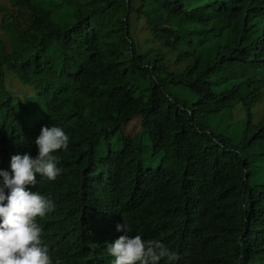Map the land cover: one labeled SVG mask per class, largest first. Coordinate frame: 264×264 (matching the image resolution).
<instances>
[{"label": "trees", "instance_id": "obj_1", "mask_svg": "<svg viewBox=\"0 0 264 264\" xmlns=\"http://www.w3.org/2000/svg\"><path fill=\"white\" fill-rule=\"evenodd\" d=\"M85 1L10 0L1 20L0 169L12 155L36 156L42 126L69 136L55 152L60 175L37 174L28 186L55 203L37 217L53 261L110 264L107 243L125 234L116 230L125 222L128 235L177 254L160 264H264V183L256 202L243 179L252 159L241 163L206 133L232 130L214 109L225 94L218 75L238 61L223 55L226 46L255 20L226 19L202 0ZM7 73L21 96L4 89ZM244 135L241 127L228 140ZM242 143L227 147L243 151Z\"/></svg>", "mask_w": 264, "mask_h": 264}, {"label": "clouds", "instance_id": "obj_2", "mask_svg": "<svg viewBox=\"0 0 264 264\" xmlns=\"http://www.w3.org/2000/svg\"><path fill=\"white\" fill-rule=\"evenodd\" d=\"M202 1L211 10L217 9L226 19L255 20L250 29L241 32L226 46L223 55L236 53L238 61L218 75L225 94L218 96L214 109L225 110L232 130L223 135L206 133L224 153L238 155L241 163L244 156L252 159L249 169L243 170V179L250 183L246 187L251 190L253 200L259 202L263 196L256 187L264 183V175L261 173L255 184L251 179L253 169L260 167L264 170V0ZM175 2L178 7L186 5L184 0ZM201 14L213 21L212 16ZM2 39H6V32ZM5 43L9 45L7 41ZM244 70L251 76L249 82L244 78ZM241 127L247 135L228 140ZM125 132L134 135L129 128H125ZM238 141L243 142V151L227 147L229 142ZM68 143L69 136L61 126H42L34 141L36 156L30 152L12 155L9 169H0V264H60L59 260L53 261L51 249L43 242L42 229L37 222V217L42 218L55 209V203L46 192L32 191L28 186L37 184V174L51 181L60 175L59 157L55 152L67 149ZM257 155L261 160L254 162ZM109 160L112 165H119L117 155L110 156ZM224 161L232 166L231 162ZM116 230L125 234L107 243V252L113 257L110 264H160L165 258L171 262L178 259L174 251L159 241L146 242L141 235H128L130 228L125 222L117 224Z\"/></svg>", "mask_w": 264, "mask_h": 264}, {"label": "rangeland", "instance_id": "obj_3", "mask_svg": "<svg viewBox=\"0 0 264 264\" xmlns=\"http://www.w3.org/2000/svg\"><path fill=\"white\" fill-rule=\"evenodd\" d=\"M15 1H17V0H15ZM28 1H32V0H28ZM80 1H83V0H80ZM88 1L89 0H86L82 4H84ZM12 9H13V7H12L10 0H0V37H2V38H4V36H5V28L2 26L1 20L6 14H10L8 12H11ZM16 18H18V17H16ZM18 19L22 20L21 18H18ZM135 28L137 29L136 33H137V36L139 38V43L147 46V44H149L150 34H149L148 29L146 28L145 23L136 20ZM7 50L10 51L9 45L7 46ZM3 85H4L5 90L12 92V94H14L16 96H21L23 93V91L21 90L22 86H20L17 79L11 73L6 74V76L4 78ZM30 93H32L31 90H30ZM115 161H117V159H115ZM263 165H264V162H263ZM261 173H262V175H264V170L261 169L260 167L253 169V174H252V179H251L252 184H255L257 182V180L260 179Z\"/></svg>", "mask_w": 264, "mask_h": 264}, {"label": "bare ground", "instance_id": "obj_4", "mask_svg": "<svg viewBox=\"0 0 264 264\" xmlns=\"http://www.w3.org/2000/svg\"><path fill=\"white\" fill-rule=\"evenodd\" d=\"M42 12V11H41ZM50 13V12H49ZM41 20H43V19H41ZM154 165V164H153Z\"/></svg>", "mask_w": 264, "mask_h": 264}]
</instances>
